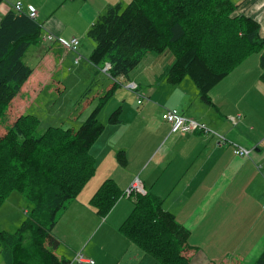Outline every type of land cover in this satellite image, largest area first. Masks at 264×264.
I'll return each instance as SVG.
<instances>
[{
  "label": "trees",
  "instance_id": "1",
  "mask_svg": "<svg viewBox=\"0 0 264 264\" xmlns=\"http://www.w3.org/2000/svg\"><path fill=\"white\" fill-rule=\"evenodd\" d=\"M237 9L230 0H130L124 8L109 5L86 33L95 45L88 60L96 67L108 65V75L116 81L128 76L146 54L169 53L173 62L164 71L165 81L177 85L190 77L201 100L211 104L208 93L212 88L253 54H259L264 69L260 25ZM40 38L36 19L12 9L0 17V124L5 127L0 136V206L10 194L18 193L31 203L33 216L47 214L50 221L43 228L31 218L13 233L0 232V256L5 264H70L56 256L58 241L50 232L56 213L94 175L90 148L105 128L98 115L116 89L114 83L78 129L37 130L38 118L21 116L20 111L35 89L33 70L22 58ZM260 79L264 81V76ZM118 115L119 110L114 111L109 123L118 121ZM122 162L125 166L126 161ZM122 194L112 180H106L89 206L104 219ZM118 230L156 264H190L183 256L190 232L150 192L137 196ZM253 264H264V250Z\"/></svg>",
  "mask_w": 264,
  "mask_h": 264
},
{
  "label": "crops",
  "instance_id": "2",
  "mask_svg": "<svg viewBox=\"0 0 264 264\" xmlns=\"http://www.w3.org/2000/svg\"><path fill=\"white\" fill-rule=\"evenodd\" d=\"M230 1L238 6L237 12L258 22L259 36L264 40V0ZM28 6L36 9L34 5H26L24 8ZM8 8L2 4L0 16H3ZM39 17L40 13L36 20L39 21ZM82 18L86 23L85 14ZM45 23L48 27L45 26L46 31L42 35H51L50 32L56 35L57 39H65L59 34L62 31L61 24L57 23L61 28L59 31L52 28L55 23H51L50 26L48 21ZM56 42L49 41L50 52L32 68L35 89L28 93L31 100L28 95L29 103L24 105L20 115L26 114L45 90L53 92L62 80L65 84L72 77L73 71L89 72L90 67H96L89 60L87 65L84 63L82 66V58L80 63L74 66L73 52H68L60 61L58 53L63 49ZM168 54L157 56L147 54L133 70L136 71V75L130 77L132 71L128 76L117 79L122 80L123 84H135L138 92L146 98L144 100L146 104L135 116L143 117L146 121L148 119L150 126L146 130L150 131L149 136L158 139L155 149L160 143L163 144L150 158L144 159L139 168L126 179L114 173L106 179H113L120 190H127L133 179L144 169L141 173V176L144 174L143 178L139 176L144 192H150L162 199L163 209L171 213L195 239V244L188 245L189 249H192L188 252L191 264H253L264 250V233L258 237L256 231L257 225H264V129L260 126L264 121V81L260 79L261 75L264 76V69L259 65V56L253 59H250L252 56L249 57L212 88L208 97L211 104L205 106L206 103L198 99L196 87L186 81V78L179 84L182 82L188 84L190 93L182 90L179 84L170 85L165 81L164 71L173 61L172 56ZM166 55L169 59L163 57ZM84 56L88 58L86 52H83L81 57ZM56 80L57 84L48 90L47 86ZM238 81H243V85ZM113 84V80L104 78L96 99L102 97L101 93L104 91L111 90ZM145 84L152 86L143 90ZM62 89L65 90L63 87ZM175 93L177 95L174 98ZM22 97L20 99H23ZM93 101L95 100L87 101L84 109L86 115ZM239 106L244 112L237 110ZM206 107H210V110ZM163 109L177 110L182 116L204 124L219 135L222 134L229 142L220 144L216 136L201 132L188 134L171 132L170 125L161 118ZM227 110L229 112H226ZM150 113H153V116L149 119ZM242 114H247L243 120ZM120 124H108L103 131L104 137L106 138L114 128H122L119 127ZM229 143L250 150V157L235 156ZM136 147L141 149V144ZM112 161L117 162L115 157ZM126 162L129 166L131 159L128 158ZM113 169L117 172L122 171L118 165L113 166ZM223 205H227V208L218 209ZM128 214L126 208L125 216L122 217L116 231ZM112 239L118 249L119 261L125 260V264H151L148 257H143L140 251L132 247L119 233H114ZM248 242L251 245L242 250L243 245ZM232 243L236 244L232 252H229ZM78 253L83 255L80 251L75 255L70 253L67 258L75 262L74 258ZM55 254L59 258L66 256L59 252ZM88 254V257L83 256L88 260L94 258L96 260V262L92 260L94 264H109L106 256L100 261L97 253ZM73 262L70 264H75Z\"/></svg>",
  "mask_w": 264,
  "mask_h": 264
},
{
  "label": "rangeland",
  "instance_id": "3",
  "mask_svg": "<svg viewBox=\"0 0 264 264\" xmlns=\"http://www.w3.org/2000/svg\"><path fill=\"white\" fill-rule=\"evenodd\" d=\"M16 1L21 3L22 6L34 5L36 7L38 11L37 15L40 13L39 21L36 20V22L41 26V35L46 31L45 26L48 27V25L45 23L46 21L49 22V26L51 23H55L52 25V28L61 31V28L57 26V23H59L62 27V31L59 33L60 36L67 39V41L71 38L78 39L79 48L77 52L79 56H83V52H86L88 58L90 57L89 55L95 46L94 43L86 36L89 27L95 22L99 15H103L106 12V9L109 5L114 6L116 4H120L122 8H124L130 2V0H4L3 5L10 8L11 6L18 3ZM24 6L23 9L26 10L27 8H24ZM84 14L86 15V20H84L86 23L83 22L82 18ZM49 34L57 38L56 35L50 32ZM40 40L35 44H31L22 58V61L30 68H35L40 62L41 58L50 52L49 41L42 40L41 38ZM56 43L60 45L58 42ZM62 49L63 51L58 53V55H60V61L68 53V51L63 47ZM148 55L156 54L150 53ZM258 56L259 55L253 54L252 57L250 56V59ZM163 57L169 59V56L167 55ZM81 58L82 66H84V63L87 65L88 58L85 56ZM171 58L173 59V56ZM246 60H248V58ZM90 69L91 71L89 72L88 70H85V72L73 71L71 73L72 77L69 78L68 76L67 79L69 78V80L65 84L64 80L58 84V80H56L52 81L50 85L47 86V89L50 90V88L57 84L56 90L53 89V92H47L45 90L33 107H30L29 111L26 113L38 118L39 123L37 130L44 131L46 128L50 127L76 130L81 126L88 113L98 102L96 96L97 94H100V86L103 83V79L109 78L107 77V74L101 71L102 67H90ZM132 75H136V71H133L131 74H129L130 77H132ZM186 81H189L191 85L195 86L190 77H186ZM238 82L240 85H243V81ZM110 83L111 82H109V84ZM116 83L117 85L115 92L106 101L104 107L98 115V120L100 123L104 124V127H106L108 124L119 125L121 123V126L119 127L122 128H114V130H112L106 138L104 137V133H102L98 140L94 143L97 145V147L95 148V145L93 144V146L90 148V153L95 160L94 175L84 185L82 190L78 192V195L68 202L63 209L56 213L54 223L55 229L53 227L50 232L51 236L58 241L55 252L63 253L64 256L66 255L63 258L65 261L73 262V259H68L67 256H69L70 253L75 255L77 252L81 251L85 257L89 256L88 253L95 252L99 256L100 261L103 259V256H106L109 264H125V260L119 261L118 249L116 243L112 239V235L114 233H119V230L116 231V228L122 220V217L125 216V209L127 208V211L130 214L131 210L134 208V203L136 202L137 196H140L144 193H132L129 197H127L125 195L126 190L122 191L117 187L119 191L123 192V194L113 209H111V214H109L105 220L95 215L91 207L89 206V208L88 205L98 188L106 180H111V178L106 179L111 173L117 174L121 178L126 179L132 172L139 168L144 159L147 157L150 158L163 144L160 143V145L155 149L158 139L157 137L151 135L149 136L150 131L146 130L150 126L148 119L146 121L143 117L137 118L135 116V114L139 112L143 105L146 104L145 101L142 100L141 104H138L136 94L130 91L127 88V85L122 83V80ZM179 85L182 90L190 93L188 84L182 82V84ZM151 86L152 84H145L143 86V90L149 89ZM62 87L65 88V90H63ZM106 92L107 91L101 93V96H105ZM176 95L177 93L173 94L174 98ZM198 99L201 100L200 95L198 96ZM88 100L95 101H93L91 104V109L86 115V111L84 109ZM28 103L29 102H27V105ZM207 105L209 104L206 102L205 106ZM206 108L207 110H210V107ZM116 110H119L118 121H114V123L111 124L112 122L109 123V117ZM237 110L239 112H244L241 106H239ZM22 111L23 108L20 111V114ZM211 112L215 113V111ZM226 112H229V110ZM14 116V114L11 116V121L14 119ZM151 116H153V113H150L149 119ZM244 116H247V114H242V120L244 119ZM233 117L234 116L232 115V118ZM7 122L8 118L6 119V125H8ZM260 126L264 129V121L260 123ZM3 133H5V127L1 126L0 124V136ZM206 135L216 136L213 134ZM220 136H222V134ZM223 137L226 140L225 136ZM227 140L224 142V144L229 142V140ZM139 144H141V149L136 147V145ZM229 144L231 145L233 143ZM114 157L116 158L117 162L113 163L112 159ZM128 158L131 159V163L129 166L126 164V166H124L122 161H126ZM115 165L121 167L122 171H115L113 169V166ZM143 171L144 169L138 173L140 178H143L144 176V174L141 176ZM139 176L135 177L133 182L137 179L139 180ZM86 203L88 205H86ZM223 208H227V205L218 207V209ZM31 210L32 205L26 198L19 195L18 193L10 194V196L0 206V232L13 233L24 221L31 218L38 220L39 224L43 228H48L50 221L49 218L46 217L47 214L46 216L37 217L32 215ZM256 231L257 236L261 237L264 233V225H257ZM120 235L123 236L122 234ZM193 244H195V239L193 236H190L188 239V245L192 246ZM235 244L236 243H232V246L230 245L229 252H232L233 246H235ZM250 245V242L244 244L242 250H245ZM132 247L134 246L132 245ZM189 248L183 251V256L190 263L188 252H190L192 249ZM146 257H148L147 259L151 264H156L153 258L149 256ZM91 259L96 262L94 258ZM73 263L78 264L76 262ZM0 264H5L1 256Z\"/></svg>",
  "mask_w": 264,
  "mask_h": 264
},
{
  "label": "built area",
  "instance_id": "4",
  "mask_svg": "<svg viewBox=\"0 0 264 264\" xmlns=\"http://www.w3.org/2000/svg\"><path fill=\"white\" fill-rule=\"evenodd\" d=\"M12 9L18 13L26 15L27 17L31 19H36L37 17V11L33 7H27L26 10L23 9V6L21 3H16ZM47 41H52L54 38L52 35L45 36L43 38ZM64 49H66L68 52L75 53V58L73 59V65L77 66L80 63L81 57L78 54V48H79V41L76 38H71L70 40H64L61 38L55 39ZM101 71L105 74L108 73V65H104L101 69ZM127 88L134 92L136 94L137 103L141 104L142 100H146V98L137 91L136 85L133 83H128ZM162 120L168 123L171 127V132H177L180 134H188L193 132H202L206 134H213L216 135L219 139V143L224 144L226 141L223 136L217 135L214 131H211L208 129L204 124L198 123L194 121L193 119H189L187 117L182 116L180 113H178L177 110H170V109H163L162 111ZM233 147V154L237 157H249L251 151L248 149H245L241 146H238L236 144H231ZM138 194V193H144V190L142 188L141 183L139 180H135L131 183V186L126 190L125 195L127 197L130 196V194ZM74 261L78 264H94L92 260L86 259L81 253H78Z\"/></svg>",
  "mask_w": 264,
  "mask_h": 264
}]
</instances>
